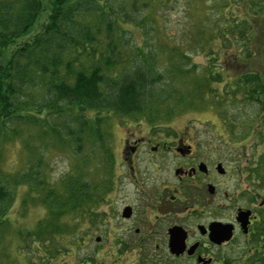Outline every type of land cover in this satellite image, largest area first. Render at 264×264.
<instances>
[{"label": "trees", "instance_id": "16d2710c", "mask_svg": "<svg viewBox=\"0 0 264 264\" xmlns=\"http://www.w3.org/2000/svg\"><path fill=\"white\" fill-rule=\"evenodd\" d=\"M50 1L48 24L8 55V47L28 35L43 8L41 0H0V147L20 138L22 126L34 125L39 127L41 139L64 146L72 162L56 187L44 179L48 165L43 153L36 152V162L20 173L0 174V220L13 204L17 187L23 185L27 194L46 191L39 198L48 205L52 220L70 215L90 219L114 185V155L109 133L103 130L109 115L145 120L155 116L159 122L162 115L174 114L176 106L188 97L183 94L186 88H180L185 84L179 76H190L192 67L165 61L159 68L157 54L138 49L124 30V25L136 23L131 11L144 5L142 1L129 0L126 5L121 0ZM156 1L167 4L168 0ZM226 3L224 7L229 8L228 0ZM237 9L243 18L227 22L224 31L233 39L238 32L241 40H248L257 31L255 20L264 22V0H240ZM247 52L238 49L229 55L235 61H245ZM209 74L202 72L201 81L196 82L205 86ZM220 81L219 73L211 74V82ZM227 87L243 93L247 101L261 104L263 110L264 71L235 76ZM172 95L180 96L181 102L170 105ZM258 127L264 145V117ZM96 155L97 163L92 159ZM79 165L82 169L76 173ZM253 166V171L264 172V153ZM91 173L96 181H90ZM77 228L78 224L70 226L72 232ZM58 229L47 224L37 231L40 236L46 232L44 239L33 236L45 246L59 235ZM258 246L251 259L264 264V242Z\"/></svg>", "mask_w": 264, "mask_h": 264}, {"label": "rangeland", "instance_id": "374dc122", "mask_svg": "<svg viewBox=\"0 0 264 264\" xmlns=\"http://www.w3.org/2000/svg\"><path fill=\"white\" fill-rule=\"evenodd\" d=\"M121 1L125 5L129 2ZM139 1L144 5L138 4V8L132 10L131 14L137 24L144 25H124L132 44L138 49L143 48L145 54H157L159 60L156 63L159 68L165 61H181L192 69L189 71L190 76H179V80L185 84V87L181 85L180 88H186L183 94L188 93V97L184 95L186 99L179 106L177 104L181 102L180 96L169 97L170 105H177L174 114L162 115L159 122H156L155 116H149L145 120L109 115L103 130L109 133L114 155L113 183L116 175L118 178L120 175L117 184L119 188H123L120 184L124 182L125 169L123 165L117 166V162L124 140L138 139L140 136H146L147 139L157 134L165 139L177 133L189 141L203 144L208 142L214 162H220L228 169L253 171L254 163L264 153V145L260 142L258 132V123L264 117V108L262 110L261 104L247 101L243 93L234 92L227 86L230 79L242 73L264 71L263 20H255L257 31L248 40H241L238 32L233 39L224 29L227 22L243 18V14L237 9L240 0H228L229 8L224 7L226 0H168L167 4L156 0ZM41 2L43 10L38 20L27 36L14 41L8 47V55L17 46L26 44L48 24L51 1ZM222 31L224 34L220 35ZM238 49L249 51L245 53V61L242 58L235 61L229 55ZM202 72L210 73L205 86L196 82L201 81L199 76ZM214 73H219L222 81L211 82V74ZM178 82L175 84L177 87ZM22 127L20 138L6 141L0 147V174L20 173L36 162V152L43 153L44 163L48 165L43 172L44 179L56 187L72 162L69 151L59 142L41 139L39 127L25 125L23 130ZM24 147H31L35 152ZM143 149L146 150L145 147ZM144 155L149 154L143 152L140 157L144 158ZM92 159L97 163L98 155ZM81 169L79 165L76 173ZM171 170V166L166 169L169 172ZM88 176L90 181H96L92 178L93 173ZM230 186L231 184L228 192ZM113 189L114 187L96 206L95 214L90 219H73L70 215L52 220L48 205L45 206L39 198L46 191L32 195L27 194L24 185L17 187L13 204L0 220V264H81V261H86V264H142V247L139 246L140 243L136 245V240L139 242V239H115V234L112 233L116 221L115 211L111 210V206L112 203L114 207L115 204L118 205L111 194ZM230 190L233 193V188ZM124 191L130 196L132 188L125 185ZM222 202L225 203V200ZM47 224L57 225L59 235L45 246L39 245L33 235L35 233L40 239H44L46 232H42L40 236L37 231ZM76 224L77 231L72 232L70 226ZM97 237L101 238L98 242ZM72 239L81 240L73 242ZM45 250L50 252L46 253ZM242 251L236 246L230 247L231 263L235 264L244 258Z\"/></svg>", "mask_w": 264, "mask_h": 264}, {"label": "flooded vegetation", "instance_id": "af4514ba", "mask_svg": "<svg viewBox=\"0 0 264 264\" xmlns=\"http://www.w3.org/2000/svg\"><path fill=\"white\" fill-rule=\"evenodd\" d=\"M208 145L177 133L124 140L117 162L125 169L123 188L116 175L111 193L118 202L111 206L112 233L139 239L142 264H233L235 246L244 253L235 264H259L251 258L264 242V172L228 169L212 160ZM143 152L149 155L141 158Z\"/></svg>", "mask_w": 264, "mask_h": 264}, {"label": "water", "instance_id": "95a60500", "mask_svg": "<svg viewBox=\"0 0 264 264\" xmlns=\"http://www.w3.org/2000/svg\"><path fill=\"white\" fill-rule=\"evenodd\" d=\"M244 219V215L242 216V220ZM230 236H231V234L230 233H228L227 234V236H226V238H230ZM174 239H172V241H173ZM216 242H220V241H222V240H228V239H214ZM97 241H98V239H97Z\"/></svg>", "mask_w": 264, "mask_h": 264}]
</instances>
